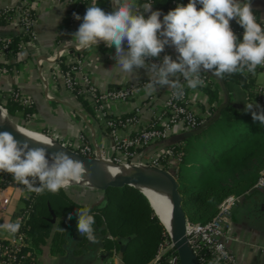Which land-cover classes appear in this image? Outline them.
Masks as SVG:
<instances>
[{
  "label": "built area",
  "instance_id": "built-area-1",
  "mask_svg": "<svg viewBox=\"0 0 264 264\" xmlns=\"http://www.w3.org/2000/svg\"><path fill=\"white\" fill-rule=\"evenodd\" d=\"M137 1L142 4L151 3L154 11L166 15L165 8L156 5V0ZM40 2L41 0H19L13 6L0 8V26L13 27L15 36L22 38L19 50L27 48L32 50L38 40L33 26ZM88 2L92 6L95 4V0L70 1L66 14L67 23L63 27L62 43L53 56L47 58V61L54 65L45 68L52 82L58 80L68 94L83 103L86 114L95 121L104 136L109 138L112 153L107 156L105 147L96 152L85 129L75 140L68 143L60 142L85 158H101L118 165L130 164L162 169L176 177L184 156L183 141L175 143V146L163 145L148 154L144 151L182 133L192 131L212 117L217 105L209 101L207 90L214 89L216 78L210 72H202L205 86L196 90L188 88L181 78V83L185 84V87L184 96L180 99H177L169 89L163 98L159 99L162 89L159 87L155 93L148 95L144 90V84L148 83L149 79L138 83H123L116 87L99 88L89 76L79 75L83 57L80 47L73 41V34L81 23V20L73 17V13L81 17L82 7ZM188 3L189 0H169L166 9L174 10L177 5L186 6ZM197 7L199 9L200 6ZM254 15L257 22L264 26V19L257 14ZM230 25L242 42L244 29L236 20L230 21ZM12 37L14 36L0 35V63H3L0 75L8 72L6 63L9 59L5 55L10 52L9 44ZM38 62L42 64L43 60L39 59ZM146 63L160 64L162 60L149 59ZM240 74L245 76L246 83H255L258 74L264 75V67L258 66L255 74L246 70ZM249 93L251 96L248 100L264 107V86H253ZM45 98L52 100L48 94H45ZM8 102L20 108L16 113L21 115L22 120L31 118L30 114L25 113V109L32 107V99L21 89H0V108L6 114L4 106ZM145 111L148 115L144 118ZM43 133L51 136L47 132ZM252 188H264V170L260 172ZM3 191H9V194L1 199L0 211L8 208L14 194L19 196L20 206L14 212L11 223L19 220L21 227L14 237L10 235L7 238H0V264H35L34 254L25 251L28 246L26 224L33 212L35 194L28 191L26 186L14 181L11 174L0 172V192ZM240 198L241 195L225 197L217 206L215 215L207 222L186 223L185 237L198 264H243L229 249L233 237L228 231L232 212ZM146 264H179L169 233L160 240L153 258Z\"/></svg>",
  "mask_w": 264,
  "mask_h": 264
},
{
  "label": "clouds",
  "instance_id": "clouds-1",
  "mask_svg": "<svg viewBox=\"0 0 264 264\" xmlns=\"http://www.w3.org/2000/svg\"><path fill=\"white\" fill-rule=\"evenodd\" d=\"M199 5V9L197 7ZM151 3L137 5L135 0H122L111 12L101 7L88 6L78 30L73 34L80 48L103 42L107 48L115 47V60L121 71L133 74L134 69L144 68L151 73L144 90L152 95L157 88L167 87L174 96H184L185 84L196 90L205 86L202 72L223 78L225 74H255L258 66L264 67V26L257 22L251 0H189L177 5L163 16L152 11ZM143 12H151L145 19ZM76 20L81 17L73 13ZM244 29L242 42L234 34L230 21ZM125 44L127 48H125ZM166 46L173 47L177 59L165 55L162 63L148 64L158 59ZM181 78L185 84L181 83ZM259 109V111H254ZM253 121L264 125V109L255 104L246 106ZM31 138L36 134L20 130ZM30 140L21 143L11 132L0 131V172L11 174L13 180L26 186L30 192L56 193L70 181L84 177L87 168L83 161L74 159L64 151L49 154L45 144L51 141ZM31 142V141H30ZM72 213L68 214L71 219ZM77 232L90 243H98L95 234V216L88 207L76 210ZM21 227L17 220L0 228L15 236ZM60 231H65L63 228Z\"/></svg>",
  "mask_w": 264,
  "mask_h": 264
},
{
  "label": "trees",
  "instance_id": "trees-1",
  "mask_svg": "<svg viewBox=\"0 0 264 264\" xmlns=\"http://www.w3.org/2000/svg\"><path fill=\"white\" fill-rule=\"evenodd\" d=\"M168 1L156 0V5L164 7L166 14L169 12L166 9ZM95 5L104 11L111 10L110 0H95ZM21 40L20 36L12 37L10 52L5 55L7 59L17 54ZM2 65L0 63V67ZM215 77L223 81L235 80L249 91L253 84L246 83L245 76L240 73ZM207 96L214 103L217 100L216 90H207ZM4 107L9 117L20 109L10 102ZM32 111L33 107L25 109V113L30 115ZM173 139L163 145L175 146ZM183 143L184 156L180 166L188 161L199 167L195 175H176L182 209L189 223L209 221L225 197L240 194L236 192L247 181L242 179L232 185L227 184L235 175H255L250 183H246L248 188L264 170V125L253 121L244 103L229 104L207 130ZM34 194L33 212L26 224V252L39 250L50 239L52 255L70 253L78 256L90 252L93 256L100 252L107 258L115 251L121 255L123 264H146L153 258L160 240L168 235L147 199L131 187L108 188L102 192V201L95 207L75 201L65 188L56 193L46 191ZM84 207L90 208L95 216L98 243H90L77 232L76 210ZM69 213H72L71 219L68 218ZM52 219L54 222H51ZM60 228L65 231H60ZM121 247H125L123 252Z\"/></svg>",
  "mask_w": 264,
  "mask_h": 264
},
{
  "label": "crops",
  "instance_id": "crops-1",
  "mask_svg": "<svg viewBox=\"0 0 264 264\" xmlns=\"http://www.w3.org/2000/svg\"><path fill=\"white\" fill-rule=\"evenodd\" d=\"M70 1L41 0L37 7L33 26L38 40L32 50L29 48L20 49L15 56L7 61L8 72L0 75V89H21L32 99L33 111L31 112V118L22 120L21 115L15 112L12 117H9L13 122L31 127L34 131L47 132L62 143L75 140L77 135L85 129L91 138L95 151L98 152L99 149L105 147L107 156H110L112 149L109 138L104 136L95 121L88 116L89 114H86L83 103L68 94L58 80L52 82L49 72L45 68L54 65L49 63L47 58L53 56L59 44L62 43L63 27ZM18 2L19 0H0V8L13 6ZM110 2L111 10L105 12L113 11L122 0H110ZM135 2L137 5H143L137 0ZM240 2L243 3L244 0H240ZM88 6L92 5L88 2L82 7V18ZM251 6L254 14L264 19V0H251ZM137 10L143 12L142 8ZM152 11H154L153 8ZM150 14L151 12H143L145 19ZM163 16L160 17L161 21ZM0 35L15 36V29L9 26H0ZM73 41L76 43L74 38ZM125 48H127L126 44ZM80 50V53L83 51L84 53L81 54L83 62L79 75L89 76L99 88L116 87L123 83H138L149 79V75H151L144 68L134 69L133 74L121 71L120 67L116 65L115 47L107 48L103 42L91 45L88 48H80ZM165 55H169L173 60H176L178 53L173 47L166 46L165 51L160 54L159 58L163 61ZM39 59L43 60V63H40L41 65L38 62ZM215 81L212 90L217 92V100L214 102L217 107L226 101H229V104L244 103L245 107L249 104L255 105V103L248 100L250 91L246 88L243 89L235 80L223 81L216 78ZM253 86H258L256 81L252 84ZM167 90V87L161 89L159 99L163 98ZM45 94L50 95L52 100H46ZM259 106L260 109H264L263 106ZM254 111H259V109H254ZM147 115L145 111L143 117L145 118ZM162 146L163 143H159L145 150L144 153H151L155 148ZM71 188L69 186L65 189L73 198V189ZM79 188L80 191H77L76 194L80 198L78 200L73 198L75 201L89 207H95L102 201L103 194L101 191ZM8 194L9 191L0 192V201ZM19 204V196L14 194L11 204L5 211H0V214L5 213L10 206L17 209ZM228 231L233 237L229 249L241 263L264 264V188H252V190L242 193L232 212ZM9 236L8 233L5 238ZM49 245L50 239L39 250L32 251L36 259L35 264H107L106 262L113 256L121 260V255L115 251L107 258L101 255L100 252L95 253L93 256L90 255V252L78 256H72L70 253L52 255ZM109 264H115V261H111Z\"/></svg>",
  "mask_w": 264,
  "mask_h": 264
},
{
  "label": "water",
  "instance_id": "water-1",
  "mask_svg": "<svg viewBox=\"0 0 264 264\" xmlns=\"http://www.w3.org/2000/svg\"><path fill=\"white\" fill-rule=\"evenodd\" d=\"M228 105L229 101H226L225 103L219 105L212 117L205 123L192 131L182 133L181 135L174 137V139L172 138L173 141H175V143L181 142L203 133L219 118L221 111ZM0 110L7 118V123L0 119V131L11 132L13 136L21 143L25 142V140H30V146L33 147L38 146L36 145L35 141L50 140L51 144L44 145L48 148L47 151L49 152V154L57 151H64L74 159L83 161L85 163L87 173L80 180L70 181L67 185H65L67 187L77 186L103 192L108 188L120 189L124 187H131L139 191L137 188V186L139 185H157L167 196V202L169 205L168 211L170 217L169 231H167L165 225L161 223L159 217L156 214L155 215L171 237L179 258V264H198L195 256L189 248L185 237V227L187 219L182 209V197L179 193V185L176 177L172 173L162 169L151 167H138L130 164L118 165L109 161H105L101 158H85L82 155L65 147L59 140L43 132L34 131L13 122L1 108ZM21 129L26 132L35 133L36 135L29 138L20 131ZM95 159L105 162L114 170L113 173H111L107 177H99L95 173H93L90 162L94 161ZM51 222H54V219H52ZM124 248L125 247H121V252H123Z\"/></svg>",
  "mask_w": 264,
  "mask_h": 264
},
{
  "label": "bare ground",
  "instance_id": "bare-ground-1",
  "mask_svg": "<svg viewBox=\"0 0 264 264\" xmlns=\"http://www.w3.org/2000/svg\"><path fill=\"white\" fill-rule=\"evenodd\" d=\"M0 119L7 123V118L4 113L0 110ZM91 163V169L99 177H107L113 173V169L108 166L105 162L95 159ZM138 190L148 200L149 204L153 208L154 214H156L161 223L165 225L167 231L170 230V217L168 211V202L166 194L154 184L139 185Z\"/></svg>",
  "mask_w": 264,
  "mask_h": 264
},
{
  "label": "rangeland",
  "instance_id": "rangeland-1",
  "mask_svg": "<svg viewBox=\"0 0 264 264\" xmlns=\"http://www.w3.org/2000/svg\"><path fill=\"white\" fill-rule=\"evenodd\" d=\"M256 84L264 86V75H263V74H258V75L256 76ZM26 128L32 130L31 127H26ZM183 145H184V143H183ZM191 147H192V149L195 148L193 144L191 145ZM198 170H199V167H198V166H196V165H194L193 163L187 161L184 165L178 167V172H177V174L179 173V175H180V174H182V175H195V173H196ZM253 178H255V175H249V174H248V175H246V174H243V175H235L233 179H230V180L227 182V184L232 185V184H234L235 182H237V181H239V180H242V179H243V180H246V181H247L246 183L248 184V183L251 182V180H252ZM257 179H258V178H257ZM246 183H244V184L242 185V187H241V189H240L239 192H236V193H240V194H236V195H242V193H244V192H248V191L252 190V187H253V185H254L255 182L253 183V185H252L251 187H248V188H247ZM68 187H69V186H68ZM70 187H72L71 189H73V194H72L73 198H74L75 200H78L80 197H79L78 194H76V192H77V191H80V188L77 187V186H70ZM244 187H245V188H244ZM63 188H67V186H64ZM87 191H88V190H87ZM242 191H243V192H242ZM241 192H242V193H241ZM233 195H235V193H234ZM19 206H20V204H19ZM19 206H18V207H19ZM13 210H14V211H13ZM12 211H13V212H12ZM15 211H16V207H14V206H10L9 209H8L5 213L0 214V225H3V224H5V223H10L11 220H12V217H13V214H14ZM11 212H12V213H11ZM7 234H8L7 231H5V230H3L2 228H0V238H5ZM111 261H115V264H122V263H121V260H120L118 257H117V259H116L115 256L111 257V258L109 259V261H107L106 263L109 264V262H111Z\"/></svg>",
  "mask_w": 264,
  "mask_h": 264
}]
</instances>
